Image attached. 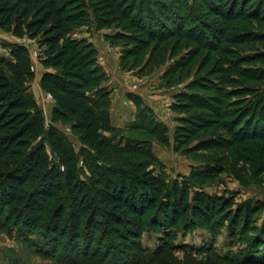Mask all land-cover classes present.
I'll use <instances>...</instances> for the list:
<instances>
[{
	"label": "trees",
	"instance_id": "obj_1",
	"mask_svg": "<svg viewBox=\"0 0 264 264\" xmlns=\"http://www.w3.org/2000/svg\"><path fill=\"white\" fill-rule=\"evenodd\" d=\"M197 2L207 8L208 17H218L220 25L189 24L193 18L199 20L196 10L201 7ZM251 3L0 0V31L39 46L41 86L55 101L52 120L70 126L81 144L77 151L63 131L47 124L29 92V83L36 79L31 51L20 43L10 45V57H0V219L4 224L12 231L35 236L37 251L52 246L56 253L66 245L62 259L66 264L87 260L95 264H136L141 256L162 255L167 246L171 252L178 249L176 243L170 244L171 234L166 232L180 222L178 211L202 212L212 199L202 196V208L198 207V196L189 200L191 186L178 181L167 183L163 174L149 171L153 162H159L151 147L140 139L126 138L113 123L111 91L105 86L108 77L98 64V50L88 39L73 35L83 27L96 31L119 28L110 40L126 41L130 47L122 58L125 67L135 69L142 63L141 73L158 65L169 48L175 46V56L182 46L189 49L195 45L187 59L168 72L177 74V81L167 78L164 86L178 85L185 70L190 71V64L201 61V69L208 68L207 76H202L204 83H197L200 79L196 78L175 94L172 105L175 112L184 115L177 119L184 135L188 127H193L191 132L214 129L211 137L200 142V150H214L203 148L213 141L222 142L220 149L233 150L227 160L208 155V171L217 160L232 164L233 157L240 159V152L242 161L253 156L255 161L260 160L258 153H250L258 151L257 144L264 140V0ZM225 43L247 50L224 48ZM153 67L148 72L153 74ZM206 80L211 84H205ZM206 89L214 94H203ZM135 101L141 107L139 100ZM148 111H139L130 128L164 132L162 139L167 144V130L154 110ZM190 111L197 115L187 116ZM137 157L151 164L136 161ZM147 213H153L150 222L145 220ZM242 213L245 217L241 225L246 228L250 214L240 208L233 211L227 224L235 220L239 223ZM168 218L172 220L167 224L164 219ZM146 232L164 234L162 246L153 253L142 245ZM262 238L263 234L254 238L242 261L264 263Z\"/></svg>",
	"mask_w": 264,
	"mask_h": 264
},
{
	"label": "rangeland",
	"instance_id": "obj_2",
	"mask_svg": "<svg viewBox=\"0 0 264 264\" xmlns=\"http://www.w3.org/2000/svg\"><path fill=\"white\" fill-rule=\"evenodd\" d=\"M248 1L255 2V0ZM197 4L201 7L196 10L199 20L198 18H193L192 21H189V24L194 25L199 22L212 28L215 26L213 23L220 25L218 17H208L209 13L205 11L207 8H202L203 5L199 2ZM248 9H250V5ZM117 31L120 30L116 27L99 31L94 30V28L89 30L87 27H83L73 35L77 39H88L98 50V64L108 77L105 86L111 91V116L114 125L123 130L126 138L140 139L151 147L154 155L152 156L158 159L159 162H153L152 167H149V171H153L156 175L163 174L167 183L171 184L174 181H178L182 185L188 184L191 186L189 200L198 196V201L196 202L198 207H201L200 200L203 199L201 198L202 196L206 197L207 195V197L212 199L210 205L208 203L209 207L207 209L203 208L202 212L199 211L200 209L193 212L190 210L182 214L178 211L180 216H177V218L180 219V222H176L178 223L177 226L175 224L166 231L174 239L173 242L172 239H169L170 244L176 243L178 249H174L175 251L171 252L168 250L169 246L164 244L167 246V249L165 248L167 251L162 255L156 258L151 255L141 256V261H137L136 264H247V262L242 261L241 256L250 247L258 234L264 235V140L257 144L258 151L255 150L256 152L250 153V155L258 153L260 160L255 161L256 159L253 156L251 159L249 158V161H242V153L240 152L238 153L240 159L233 157L232 160L234 162L230 163L231 166L228 163L217 160L216 166L207 171L206 169H209L206 167L208 155H214L215 159L220 156L218 159L223 158L225 160L231 155L233 150L231 148L220 149L218 146L222 145L221 141H213L203 145V148H213L214 150L212 151L200 150L202 148L200 142L211 137L214 129L206 131L207 129L199 128L191 132L190 130L193 127H188L186 135H184L182 129H178L179 122H177V119L184 115L172 109V105L175 102V94L184 91L187 85L197 80L196 78L198 77L200 81L197 83H204L202 76H207L208 70L205 67L201 69L204 63L201 64L200 60L204 53L199 57L200 62L198 64H190L188 67L190 71L187 72V69L185 70L186 73L181 82L178 81V85L169 88L164 86L165 80L167 78H176L177 81L178 75H171L168 72L187 59V54L192 48H195V45L189 49L182 46L175 56L173 54L176 48L172 45L173 48L171 50L169 48V51L165 53L166 55L162 57L161 62L154 67L152 66L153 74L148 72L152 67H149L147 72L141 73L140 67L142 63L135 69H130L128 66L125 67L122 58L124 52L127 51V47L130 46L126 45L127 43L124 39H119L117 43H113L110 40L112 36L116 35L114 33ZM15 42L25 45L31 51L36 79L29 83V92L34 96L43 111L47 124H53L63 131L76 150L80 151L81 144L70 126L54 123L52 120L55 101L41 86L43 68L37 59V55L40 53L39 46L32 41H19L10 35L0 33V57L9 58V46ZM222 46L239 52L247 50L227 43ZM257 46L258 44L255 45V47ZM199 64H201L200 68L198 67ZM205 84L210 85L211 83L207 82ZM251 84L253 83L248 85ZM261 87H264V84ZM202 93L208 96L214 94L207 89ZM135 99L139 100L141 107L138 106ZM149 109L154 110V114L165 128L164 130H167L165 134L169 140L167 144H164L162 139L164 132L156 134L153 129L150 130L149 128V130L144 129L146 131L130 128V125L137 119L139 111L149 112ZM187 114V116L197 115L196 111H190ZM261 127L264 128V120L261 121ZM239 147L248 149L245 145H239ZM190 152L192 153L190 154ZM248 152L249 150H246V153ZM260 156H262V160ZM135 160L151 164L150 160L143 157H137ZM235 160L236 165L234 166ZM204 170L207 171L205 172L206 175H204L205 173L202 175ZM182 203L184 202L181 201ZM249 204L251 208L248 207ZM258 207L262 208L258 209ZM238 208L250 214L249 220H246V228L241 225L242 219L245 217L244 213H242L243 217L239 219V223L235 220L233 223H229L230 225L227 224V221L230 222L232 218L233 211ZM153 213H147L145 217L147 222H150ZM227 214L228 217H226ZM164 220L168 224L172 219ZM160 221H162V218H160ZM190 225L192 227L186 231V227ZM182 227H185V229L178 231ZM163 237V233L146 232L142 239V245L146 250L153 253L162 246ZM37 241V238L33 235L20 234L17 230L12 231L11 228L4 224L1 218L0 264H66V260H62L67 253L66 245L62 244V248L56 253L53 252L52 246L48 250L37 251V246L33 243ZM262 242L264 243V240ZM205 248L210 249V252H206ZM221 257L232 258L231 260L233 261ZM72 259L74 260L73 257ZM75 264L95 263L87 260L84 262L77 261Z\"/></svg>",
	"mask_w": 264,
	"mask_h": 264
},
{
	"label": "crops",
	"instance_id": "obj_3",
	"mask_svg": "<svg viewBox=\"0 0 264 264\" xmlns=\"http://www.w3.org/2000/svg\"><path fill=\"white\" fill-rule=\"evenodd\" d=\"M0 33H2V32L0 31ZM15 43H18V42H15Z\"/></svg>",
	"mask_w": 264,
	"mask_h": 264
}]
</instances>
